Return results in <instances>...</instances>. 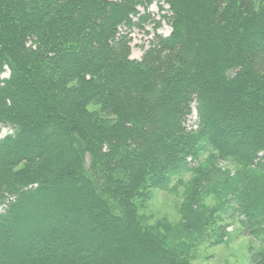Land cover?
Wrapping results in <instances>:
<instances>
[{"label": "trees", "instance_id": "obj_1", "mask_svg": "<svg viewBox=\"0 0 264 264\" xmlns=\"http://www.w3.org/2000/svg\"><path fill=\"white\" fill-rule=\"evenodd\" d=\"M153 1L0 0V264H190L196 243L138 215L187 171L264 228V0H164L170 35L130 59ZM196 207L182 240L210 223Z\"/></svg>", "mask_w": 264, "mask_h": 264}, {"label": "rangeland", "instance_id": "obj_2", "mask_svg": "<svg viewBox=\"0 0 264 264\" xmlns=\"http://www.w3.org/2000/svg\"><path fill=\"white\" fill-rule=\"evenodd\" d=\"M139 11L140 14L147 16L146 20L142 21L139 16H136L134 17L135 24L131 29L122 28L123 33L129 34L131 39L130 59L134 60L142 58L157 34L168 36L172 31L170 22L163 17L166 14L170 15L169 6L164 0H154L147 8L139 6ZM157 21H160V23L156 24ZM9 74L10 72L7 69L3 77H8ZM218 121L215 118V123H219ZM197 123L198 116L194 103L193 112L187 118L186 126L188 129H196ZM11 132H13L11 126L0 124V138ZM208 154L207 152L204 153V160ZM218 166L226 171L222 175L226 183L229 179L228 177L233 174L232 165L222 161L218 163ZM194 179L195 174L192 171H187L173 178L168 186L154 189L146 206L138 211L139 217L144 222L155 225L160 235L168 236L170 241H174L179 246L183 241L187 245L191 242L196 243L187 251L189 256H191L190 264H264V228L260 234H253L245 217L239 211L231 208L229 203L226 204L224 209L221 208L218 196L214 194V190L211 188L213 183L205 187L200 183V187L192 192L190 187ZM72 183L71 180H68L65 184V189L67 190ZM191 194H194V196L190 198ZM74 195L78 197L77 193ZM189 198L192 202L189 201ZM67 202L71 203L67 197H64L63 203ZM83 202L86 207L92 206L90 198L83 196ZM96 204L98 203L94 202V205ZM196 205L199 206V210H203L205 214H208L207 219L210 218V223L206 220L208 223L205 225L202 236L195 235V232H188L191 235L183 237L182 240L179 235L175 234V230L179 227V231H177L180 232L185 226L188 227V231L192 229L190 225H193V222H190L191 220H196ZM212 207L215 210L213 216L210 213ZM3 208V206L0 207V211ZM24 208L32 213L42 211V209L34 207ZM75 210L77 209L75 208ZM66 215L68 216L69 214L66 213ZM103 220L109 225L107 218H103ZM38 228L40 232L43 230V228ZM111 239L113 238L111 237ZM40 244H42L40 241L36 243L38 246ZM105 245L106 242L104 243V248H106ZM62 247L64 248L65 245ZM174 247L177 248L176 246ZM87 249L93 251V253L98 251L96 247L92 248L87 244L81 253Z\"/></svg>", "mask_w": 264, "mask_h": 264}]
</instances>
